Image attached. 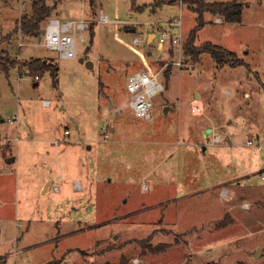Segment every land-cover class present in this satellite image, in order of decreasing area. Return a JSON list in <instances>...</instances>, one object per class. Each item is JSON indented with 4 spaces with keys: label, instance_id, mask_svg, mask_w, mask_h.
I'll list each match as a JSON object with an SVG mask.
<instances>
[{
    "label": "rangeland",
    "instance_id": "obj_1",
    "mask_svg": "<svg viewBox=\"0 0 264 264\" xmlns=\"http://www.w3.org/2000/svg\"><path fill=\"white\" fill-rule=\"evenodd\" d=\"M157 1L46 0L49 18L89 23L83 40L74 33L77 56L62 58L15 31L31 0H0V62L57 65L55 84L49 70L0 66V264H264V0H236L239 22L203 15L194 44L233 51L235 67L185 51L195 4ZM179 16L181 55L147 42ZM161 65L165 89L138 117L128 75ZM202 125L214 132L199 138ZM213 133L223 147L208 144Z\"/></svg>",
    "mask_w": 264,
    "mask_h": 264
},
{
    "label": "built area",
    "instance_id": "obj_2",
    "mask_svg": "<svg viewBox=\"0 0 264 264\" xmlns=\"http://www.w3.org/2000/svg\"><path fill=\"white\" fill-rule=\"evenodd\" d=\"M181 2V0H180ZM98 20L106 22L109 17L102 9H99ZM215 22H220L219 17H214ZM154 39L160 46L170 42L177 49V56L181 55V32L179 30L181 25V18L174 17L169 18L161 23H155ZM89 27V23L86 20L79 19H68L61 21L57 17H51L44 25V32L41 34V44L49 49L55 50L59 57L62 58H74L77 56L76 40L74 33L76 30L80 31L78 39L83 40L85 38L84 31ZM20 31V29H18ZM17 30V31H18ZM137 43V39H134ZM21 41L18 42L20 46ZM161 48V47H160ZM172 63L180 66V60H172ZM167 64V63H165ZM166 65H161L159 70L151 71L149 69L136 70L128 75L126 89L129 92V106L132 108L134 114L144 119L151 117L150 109L153 105V98L156 94L162 92L165 89L164 81L160 78V74L166 69ZM38 79V76L34 77ZM49 100H43V105L48 106ZM194 110V109H192ZM16 119V116H11L8 121L12 123ZM69 133L68 129L64 130V134ZM104 138H108V133L103 134ZM8 140L11 138L8 137ZM17 140V139H16ZM66 140V138H64ZM211 141L218 143L221 141V137L218 134L213 133ZM247 144H252L250 139H247ZM261 180L264 181V173L260 176ZM79 182H75V186L78 187ZM54 190H57V186H54ZM221 195L227 194V188L223 187L220 190ZM20 227V223H17ZM1 264H14V262L3 261ZM24 264V263H20Z\"/></svg>",
    "mask_w": 264,
    "mask_h": 264
},
{
    "label": "trees",
    "instance_id": "obj_3",
    "mask_svg": "<svg viewBox=\"0 0 264 264\" xmlns=\"http://www.w3.org/2000/svg\"><path fill=\"white\" fill-rule=\"evenodd\" d=\"M93 1V0H92ZM174 1V0H173ZM163 0H158L156 4L164 3ZM184 3H193L196 6L193 11L196 13L197 25L190 31L188 36V41L186 43L187 50L190 54L206 52L209 53L217 63H221V60L228 63L230 66H238L244 64V62L237 58L235 53L231 50H228L222 46L215 45L209 42L201 43L199 45L194 44L195 38L197 36V30L201 28L204 24L203 15L208 13L209 15H220L222 19L226 22H239L242 19L243 13V4L237 2L236 0L232 1H203V0H184ZM52 6L48 5L46 0H31V11L28 15H23L17 21L16 30L20 29L23 35L37 37L41 27L45 25L46 20L51 14ZM93 27L90 29V36H93ZM8 38L10 34H8ZM167 44V54H174V45L170 42ZM3 60L0 62V66L5 72H8L11 66L18 64V67L23 72L28 70L33 73V76H38L40 78L41 74L45 70H49L52 77L53 83L56 81L57 65L55 63H50L47 59L33 58L30 60H21L17 61L15 58H11L9 55H2ZM23 65V68L21 67ZM168 66L165 70H169ZM163 248H157V251H161ZM51 264V262H47ZM93 264V263H87Z\"/></svg>",
    "mask_w": 264,
    "mask_h": 264
},
{
    "label": "crops",
    "instance_id": "obj_4",
    "mask_svg": "<svg viewBox=\"0 0 264 264\" xmlns=\"http://www.w3.org/2000/svg\"><path fill=\"white\" fill-rule=\"evenodd\" d=\"M49 5V4H48ZM31 11V10H30ZM215 17H219L220 18V20H223L220 16H215ZM212 18H214V16H212ZM213 21H214V19H213ZM149 53V52H148ZM197 94V96H199V94L198 93H196ZM245 94H247V93H245ZM164 108H165V110H167L169 107L168 106H164ZM24 120H26V118L24 119ZM197 128V127H196ZM206 128H211V132L213 131L214 132V126L213 125H202V126H200L199 128H197V130H195V131H197L198 133H199V138H203V137H205L206 136V134H208V133H206L205 132V130H206ZM110 132H113V128H110ZM210 132V133H211ZM69 134V133H68ZM109 136V135H108ZM221 142V141H220ZM220 142H218V143H213L210 139L208 140V144H210V146L211 147H213V148H215L216 146H218V144L220 143ZM222 143V146H220V147H223V142H221ZM220 143V144H221ZM198 144H200V142H198V141H193L192 143H188V145H189V147H197L198 146ZM208 146V145H207ZM206 145H204V149H206V147H207ZM89 147V146H88ZM219 147V148H220ZM218 148V149H219ZM174 149H175V147H174ZM39 150H43V147L42 146H40L39 147ZM4 156V155H3ZM13 159L14 158H12V160L11 161H8V162H12L13 161ZM7 163V162H6ZM5 168V167H4ZM1 169H3V168H1ZM50 181H51V178H45L44 180H43V182L42 183H45V185H44V189H46L47 187H48V185H49V183H50ZM226 188V187H225ZM47 190V189H46ZM57 190H58V188H57ZM57 190H54V191H57ZM220 190L221 189H219L218 190V195L220 196ZM217 195V196H218ZM229 195V191H228V188H227V194H226V197ZM0 203H1V201H0Z\"/></svg>",
    "mask_w": 264,
    "mask_h": 264
},
{
    "label": "water",
    "instance_id": "obj_5",
    "mask_svg": "<svg viewBox=\"0 0 264 264\" xmlns=\"http://www.w3.org/2000/svg\"><path fill=\"white\" fill-rule=\"evenodd\" d=\"M45 28L41 27L39 30V35L37 36V40L40 42L41 40V34L44 32ZM154 39V33L150 32L147 36V42H151V40ZM80 61H83V58H80ZM86 66L87 67H91L92 66V62L91 61H86ZM206 133H210L211 132V128H206L205 130ZM12 158H9L8 161H11Z\"/></svg>",
    "mask_w": 264,
    "mask_h": 264
}]
</instances>
